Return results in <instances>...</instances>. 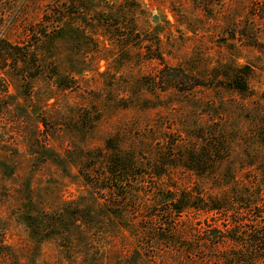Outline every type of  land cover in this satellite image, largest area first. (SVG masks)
<instances>
[{"label":"rangeland","instance_id":"rangeland-1","mask_svg":"<svg viewBox=\"0 0 264 264\" xmlns=\"http://www.w3.org/2000/svg\"><path fill=\"white\" fill-rule=\"evenodd\" d=\"M0 37V264H264V0H0Z\"/></svg>","mask_w":264,"mask_h":264},{"label":"trees","instance_id":"trees-1","mask_svg":"<svg viewBox=\"0 0 264 264\" xmlns=\"http://www.w3.org/2000/svg\"><path fill=\"white\" fill-rule=\"evenodd\" d=\"M6 46L5 48L7 49L6 51L8 53H4L6 51H4L3 49V46ZM7 46H11L12 48L14 49H20L21 47L17 46V45H12V43L10 41H8L7 39L3 38V37H0V60H7V58H9L8 56L10 55H14V53L11 51V49L7 48ZM10 54V55H8ZM18 54V53H15V55ZM199 84L198 82H193V86L194 85H197ZM236 85L238 88H245L244 87V84H246V80L244 81H236ZM214 143L212 142H206V146L203 147V149L201 150V148H198V147H193L192 149H190V157H187V163H186V166L189 167V168H192L194 169V167L196 168H200L204 163V157L208 156L210 153H211V148L210 146H212ZM216 150L218 151V149L216 148ZM127 165L125 162L123 163V166ZM183 196H174L173 197V200H174V208L175 210H177L178 212H181V211H184L185 209L187 208H190V207H193V206H196L195 204V200L196 199H193V197L191 195H187L186 192H184V194H182ZM263 206H264V199H263V202H262ZM222 204L219 203H215L213 205H209L208 207L210 209H220L222 208ZM225 208V207H224ZM250 241H253V244L252 246H255L256 247V242L259 241L260 243H262V246H264V234L262 235V237H259L258 239L257 238H252L250 239ZM221 242V241H219ZM253 250L251 249V255L254 254H257L258 252V249L257 247L254 248L252 247ZM264 248V247H262ZM240 253L238 252H235L233 255H226V257L222 258L221 256L218 258V260L222 263H228V261H232V259H235V263L236 264H241L240 262V256H239ZM264 258V256H263ZM254 260H255V257H254ZM256 261V260H255ZM254 261V262H255ZM233 262H229L228 264H232ZM255 264V263H254Z\"/></svg>","mask_w":264,"mask_h":264}]
</instances>
